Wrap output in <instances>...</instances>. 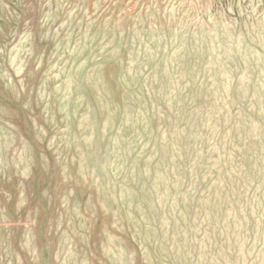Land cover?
<instances>
[{
	"label": "rangeland",
	"instance_id": "obj_1",
	"mask_svg": "<svg viewBox=\"0 0 264 264\" xmlns=\"http://www.w3.org/2000/svg\"><path fill=\"white\" fill-rule=\"evenodd\" d=\"M0 264H264V0H0Z\"/></svg>",
	"mask_w": 264,
	"mask_h": 264
}]
</instances>
